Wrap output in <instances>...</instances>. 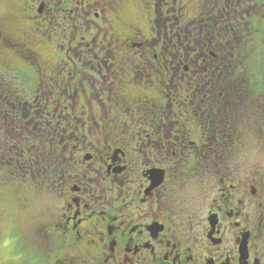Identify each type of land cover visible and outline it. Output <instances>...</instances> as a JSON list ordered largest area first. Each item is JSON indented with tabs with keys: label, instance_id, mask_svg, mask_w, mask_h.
I'll return each instance as SVG.
<instances>
[{
	"label": "flooded vegetation",
	"instance_id": "obj_1",
	"mask_svg": "<svg viewBox=\"0 0 264 264\" xmlns=\"http://www.w3.org/2000/svg\"><path fill=\"white\" fill-rule=\"evenodd\" d=\"M0 42L16 244L40 264H264V169L230 168L249 136L264 151V0H12ZM192 180L212 182L197 214Z\"/></svg>",
	"mask_w": 264,
	"mask_h": 264
},
{
	"label": "clouds",
	"instance_id": "obj_2",
	"mask_svg": "<svg viewBox=\"0 0 264 264\" xmlns=\"http://www.w3.org/2000/svg\"><path fill=\"white\" fill-rule=\"evenodd\" d=\"M230 168L233 175L242 181L250 178L257 168L264 169V151L259 149L254 137L249 136L243 145L233 154ZM211 184V181H206L203 184L198 183L196 180L190 181L183 192L180 193L185 201L183 211L189 214L200 213L213 195L209 190ZM167 195L174 197L176 192L173 190ZM50 199L48 196H42L35 203V209L38 211L43 210L48 205Z\"/></svg>",
	"mask_w": 264,
	"mask_h": 264
},
{
	"label": "rangeland",
	"instance_id": "obj_3",
	"mask_svg": "<svg viewBox=\"0 0 264 264\" xmlns=\"http://www.w3.org/2000/svg\"><path fill=\"white\" fill-rule=\"evenodd\" d=\"M10 1L0 0V18H6L10 13ZM1 178V175H0ZM2 187V186H0ZM5 196V189L0 190V264H40V255L35 252L34 247L29 242L23 240L16 244L13 238L6 232L7 226L5 220L2 223V214L4 208L10 206L9 199ZM48 206L43 210H36L35 207L31 209L28 217L39 218L44 215ZM27 227L22 229L26 230ZM20 240V239H19Z\"/></svg>",
	"mask_w": 264,
	"mask_h": 264
},
{
	"label": "snow or ice",
	"instance_id": "obj_4",
	"mask_svg": "<svg viewBox=\"0 0 264 264\" xmlns=\"http://www.w3.org/2000/svg\"><path fill=\"white\" fill-rule=\"evenodd\" d=\"M0 48H3V44H2V42H0Z\"/></svg>",
	"mask_w": 264,
	"mask_h": 264
}]
</instances>
